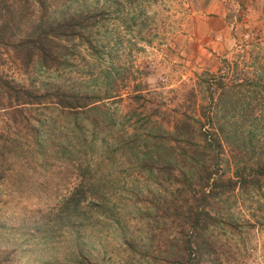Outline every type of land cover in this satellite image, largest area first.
Listing matches in <instances>:
<instances>
[{
	"label": "rangeland",
	"instance_id": "374dc122",
	"mask_svg": "<svg viewBox=\"0 0 264 264\" xmlns=\"http://www.w3.org/2000/svg\"><path fill=\"white\" fill-rule=\"evenodd\" d=\"M0 264H264V0H0Z\"/></svg>",
	"mask_w": 264,
	"mask_h": 264
},
{
	"label": "trees",
	"instance_id": "16d2710c",
	"mask_svg": "<svg viewBox=\"0 0 264 264\" xmlns=\"http://www.w3.org/2000/svg\"><path fill=\"white\" fill-rule=\"evenodd\" d=\"M18 102H20V101H18ZM24 104H31V103L25 102V101H22V103H19V105H24Z\"/></svg>",
	"mask_w": 264,
	"mask_h": 264
}]
</instances>
